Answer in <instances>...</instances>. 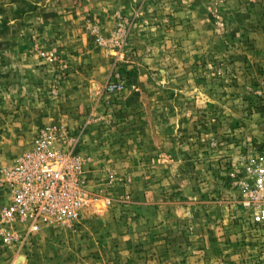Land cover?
<instances>
[{
	"label": "rangeland",
	"instance_id": "374dc122",
	"mask_svg": "<svg viewBox=\"0 0 264 264\" xmlns=\"http://www.w3.org/2000/svg\"><path fill=\"white\" fill-rule=\"evenodd\" d=\"M263 153L264 0H0V264H264ZM21 162L77 217L9 215Z\"/></svg>",
	"mask_w": 264,
	"mask_h": 264
},
{
	"label": "built area",
	"instance_id": "2783aa9c",
	"mask_svg": "<svg viewBox=\"0 0 264 264\" xmlns=\"http://www.w3.org/2000/svg\"><path fill=\"white\" fill-rule=\"evenodd\" d=\"M21 162L14 171V205L9 208V215L21 218H37L50 212L62 216L77 217L83 206V194L77 187L74 175L80 167L75 163L59 167L52 162ZM249 180L246 183L244 205L252 211L255 224L264 226V153L254 155L249 163ZM37 212V215L35 214ZM34 230L38 226L33 227Z\"/></svg>",
	"mask_w": 264,
	"mask_h": 264
},
{
	"label": "bare ground",
	"instance_id": "6f19581e",
	"mask_svg": "<svg viewBox=\"0 0 264 264\" xmlns=\"http://www.w3.org/2000/svg\"><path fill=\"white\" fill-rule=\"evenodd\" d=\"M11 181V180H10ZM12 188V187H11Z\"/></svg>",
	"mask_w": 264,
	"mask_h": 264
}]
</instances>
